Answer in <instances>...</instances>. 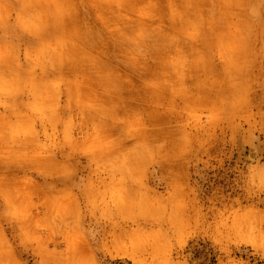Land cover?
Segmentation results:
<instances>
[{
  "label": "rangeland",
  "instance_id": "1",
  "mask_svg": "<svg viewBox=\"0 0 264 264\" xmlns=\"http://www.w3.org/2000/svg\"><path fill=\"white\" fill-rule=\"evenodd\" d=\"M108 2L0 0V264H264V0L132 2L185 55L174 101L110 119Z\"/></svg>",
  "mask_w": 264,
  "mask_h": 264
},
{
  "label": "bare ground",
  "instance_id": "2",
  "mask_svg": "<svg viewBox=\"0 0 264 264\" xmlns=\"http://www.w3.org/2000/svg\"><path fill=\"white\" fill-rule=\"evenodd\" d=\"M134 1L135 0H114L113 3L112 0H109V2L102 7L103 13L105 10L107 13H112L113 15L111 19H107V17L105 18L103 15L102 20L107 28L111 42H114V40L117 41V55L124 60L127 66V69L115 72L114 78H111L112 80L103 82L102 86L104 87H114V90L107 92V104L111 107V110L103 114V116L108 119H110L112 113L118 114L117 111L129 109L130 107H136L137 111H141L145 108H153L152 110H154L164 103V99L159 98L158 94L164 92L172 99H168V102H171L174 101L175 91L178 88V82L168 76L169 70L172 66L171 62H174L181 55L185 54L177 50L174 56L165 57L171 42L162 39V35L167 34L168 31L163 30L161 27H158L156 31H151L147 40L133 39L134 33L129 31V27L138 21L135 14L130 15L132 2ZM120 19L122 21H120ZM145 19L148 20V18ZM205 53L206 52H204V54ZM148 58L150 60H148ZM98 60H100L99 57L92 56L89 58L88 62L95 65ZM196 66L197 63L195 62L192 68H196ZM162 74L167 75L165 80L162 78ZM180 75L182 74L180 73ZM142 78H145L148 82H140ZM160 78L163 80L162 82H159L158 79ZM62 83L63 82H56L54 85L55 90H57ZM184 87H186V85ZM125 96H127V98H124ZM91 109L93 111L95 110V108H91L90 106L86 112H92ZM124 124L126 123L124 122ZM86 128L88 127L80 126L77 129V134H83L82 132ZM110 128V124L104 126L102 122H99L93 128L97 136L91 140L82 136L78 139L79 142L73 145V151L82 150L81 147H84L86 144L89 145V149L83 150V152L90 155H94L95 150L101 146H106L108 148V145L112 144ZM123 186L124 188L126 187V185ZM81 195L84 196L85 193ZM73 247L76 246L72 244L69 249Z\"/></svg>",
  "mask_w": 264,
  "mask_h": 264
}]
</instances>
